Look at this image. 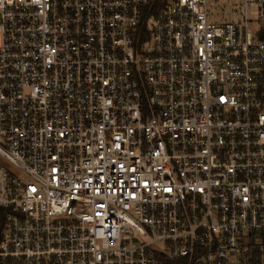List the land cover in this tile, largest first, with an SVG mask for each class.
<instances>
[{
  "label": "built area",
  "instance_id": "built-area-1",
  "mask_svg": "<svg viewBox=\"0 0 264 264\" xmlns=\"http://www.w3.org/2000/svg\"><path fill=\"white\" fill-rule=\"evenodd\" d=\"M227 1L0 0V264L264 263V0Z\"/></svg>",
  "mask_w": 264,
  "mask_h": 264
},
{
  "label": "rangeland",
  "instance_id": "rangeland-1",
  "mask_svg": "<svg viewBox=\"0 0 264 264\" xmlns=\"http://www.w3.org/2000/svg\"><path fill=\"white\" fill-rule=\"evenodd\" d=\"M215 3L218 6H221V5H224V4L227 5L228 1L227 0H215ZM221 11H222L221 9H217V10H215V13H217L219 15L223 14ZM225 14H226V16L230 15L231 14L230 9H226Z\"/></svg>",
  "mask_w": 264,
  "mask_h": 264
},
{
  "label": "trees",
  "instance_id": "trees-1",
  "mask_svg": "<svg viewBox=\"0 0 264 264\" xmlns=\"http://www.w3.org/2000/svg\"><path fill=\"white\" fill-rule=\"evenodd\" d=\"M263 39H264V36H263ZM0 213H4V211L0 209ZM4 225H5V217L1 216L0 217V233H1ZM251 264H264V263L261 260H254V261H252Z\"/></svg>",
  "mask_w": 264,
  "mask_h": 264
}]
</instances>
